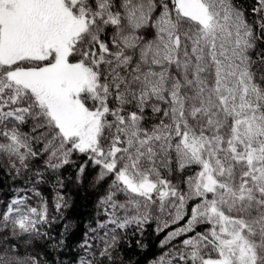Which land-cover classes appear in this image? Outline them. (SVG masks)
<instances>
[{
	"label": "snow or ice",
	"instance_id": "snow-or-ice-1",
	"mask_svg": "<svg viewBox=\"0 0 264 264\" xmlns=\"http://www.w3.org/2000/svg\"><path fill=\"white\" fill-rule=\"evenodd\" d=\"M0 175V264H123L152 221L153 264H264V0H0Z\"/></svg>",
	"mask_w": 264,
	"mask_h": 264
},
{
	"label": "trees",
	"instance_id": "trees-1",
	"mask_svg": "<svg viewBox=\"0 0 264 264\" xmlns=\"http://www.w3.org/2000/svg\"><path fill=\"white\" fill-rule=\"evenodd\" d=\"M69 180L70 173H65L63 181L67 184V187H61L54 180L41 184L39 186L41 196L47 202L50 214H55L53 206L56 202L57 193L63 196L68 203V207L63 210V214L69 220H72L74 224L79 223L81 230H83L88 227L91 218L94 217L96 201L99 195L102 194L103 187L94 191L88 185L78 187L74 183H69ZM18 189H21V194H23L22 186L14 183L11 177L5 179L4 176L0 175V204L16 194ZM31 203L32 206L39 207L40 199L33 197ZM171 227H175V225ZM168 230L170 229L158 233L157 224L155 221H152L149 225H145L142 232H129L121 242L119 258L123 261V264H153L162 251L160 241L164 239ZM22 251L26 255L38 256L42 264L44 262H47V264H53V262L54 264H70L75 247L65 248L57 253H53L51 256L46 255V252L50 251V249L46 250L40 245H37L35 248L22 249Z\"/></svg>",
	"mask_w": 264,
	"mask_h": 264
}]
</instances>
